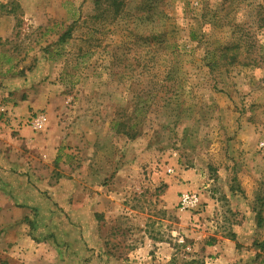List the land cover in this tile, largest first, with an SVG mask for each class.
Listing matches in <instances>:
<instances>
[{
  "label": "rangeland",
  "instance_id": "rangeland-1",
  "mask_svg": "<svg viewBox=\"0 0 264 264\" xmlns=\"http://www.w3.org/2000/svg\"><path fill=\"white\" fill-rule=\"evenodd\" d=\"M158 6L0 0V264H75L52 239L93 224L84 264H264V0Z\"/></svg>",
  "mask_w": 264,
  "mask_h": 264
},
{
  "label": "crops",
  "instance_id": "crops-1",
  "mask_svg": "<svg viewBox=\"0 0 264 264\" xmlns=\"http://www.w3.org/2000/svg\"><path fill=\"white\" fill-rule=\"evenodd\" d=\"M44 185H46L50 190H51V196L53 197V199L55 201H57V199H59V196L61 198L65 197L66 195H68L67 193L65 194V196L62 193V187L61 185H63L62 182H54L53 184L50 183H45ZM30 189V188H28ZM28 192V190H26ZM29 193V192H28ZM31 193H29L30 195ZM77 198V197H76ZM78 199V198H77ZM99 226H95L93 225H89L88 229L83 231L82 228L78 227H74V228H66L64 231L65 233L60 232V234L57 236H55L54 239H52L56 233V231L51 230L49 231V233L51 236V239L53 240V244H55L56 248V241L60 242L59 239L61 238V240L63 241H67V244L69 245V251L68 253L72 255V257L75 260V264H84L86 262H88L87 260H90L91 258L87 257L88 259H86V256L88 255V247H92V245L90 244L89 239H95L96 241V247H103V242H99L98 240V235L100 234L99 232ZM85 229V228H84ZM81 232V234L79 236H72L71 233H76V232ZM87 231V232H86ZM59 232V231H58ZM83 232V233H82ZM86 233H91V237L88 238ZM82 234H84L85 236H82ZM100 238V237H99ZM51 243V242H50ZM88 246V247H87ZM216 247V246H214ZM217 247H219V245H217ZM42 249V248H40ZM104 249V248H102ZM208 249H215L213 247H208ZM87 251V252H86ZM61 252V251H60ZM42 253V252H41ZM29 254V253H28ZM39 255L38 258H36V261L33 262L32 264H61L64 262L65 257L61 256L60 253L56 252V254H50L48 257H44L42 254H37ZM70 257V256H69ZM119 261V260H118ZM117 261V262H118ZM100 263H107L110 264L111 263V259L108 257L104 262H100Z\"/></svg>",
  "mask_w": 264,
  "mask_h": 264
},
{
  "label": "trees",
  "instance_id": "trees-1",
  "mask_svg": "<svg viewBox=\"0 0 264 264\" xmlns=\"http://www.w3.org/2000/svg\"><path fill=\"white\" fill-rule=\"evenodd\" d=\"M156 1H157V8H158L159 7L158 5L160 2H162V0H156ZM124 2L125 0H96L97 14L95 15V17L100 18L102 20L106 19L107 15L105 14L107 11H112V10L120 11L122 9L121 6ZM186 2H188V0H186ZM70 35H71V31L70 30L66 31L64 34L60 36L59 41L60 42L66 41ZM156 35L159 38V41L165 40L166 30L159 27V30L156 33ZM245 39L246 37L242 36V38L237 39L238 41L237 40H233L231 42L229 41L219 46V50L222 51L221 56L224 57V60L227 61L228 64L231 65V64H234L240 61L238 60L239 54L241 53L243 42L246 41ZM113 126L115 129H117V131H120L128 135L129 137H134L138 133V130H135L136 124L133 122H130V124H128L127 122H124V121H120V122L115 121ZM257 213H258L257 215L258 222L261 223L263 219V215L260 211H258ZM254 244L258 246L259 248L261 247L264 249V241L262 242L255 241Z\"/></svg>",
  "mask_w": 264,
  "mask_h": 264
},
{
  "label": "built area",
  "instance_id": "built-area-1",
  "mask_svg": "<svg viewBox=\"0 0 264 264\" xmlns=\"http://www.w3.org/2000/svg\"><path fill=\"white\" fill-rule=\"evenodd\" d=\"M35 125H36V127H43L42 117H38L36 119ZM195 197H196L195 195L184 194L181 198L182 205L185 207L194 205L197 201V199Z\"/></svg>",
  "mask_w": 264,
  "mask_h": 264
}]
</instances>
